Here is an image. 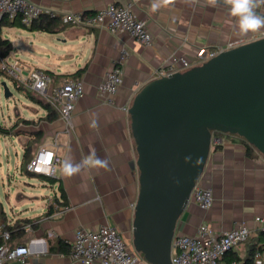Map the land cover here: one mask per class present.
Returning <instances> with one entry per match:
<instances>
[{"label":"crops","instance_id":"crops-1","mask_svg":"<svg viewBox=\"0 0 264 264\" xmlns=\"http://www.w3.org/2000/svg\"><path fill=\"white\" fill-rule=\"evenodd\" d=\"M33 1L59 12L87 13L112 3H133L135 13L146 21L155 42L144 46L126 32L75 26L60 19L55 32L32 26L19 31L17 58L26 70L40 68L50 72L54 76V85H61L70 78L82 80L86 93L76 103L70 130L58 112L52 118V109L42 103L36 114L19 118L14 124L13 131L17 129V136L23 143V163L27 145L31 148L32 158L41 147H47L54 148L62 161L56 166L53 180L27 168L29 174L40 176V183L27 182L34 190L20 194L17 215L9 214L0 201V224L20 227L10 244L30 247L29 261L33 264H70L71 244L81 227L113 226L133 248L140 171L129 110L136 95L148 82L156 79L154 71L166 64L171 56H184L198 65V54L202 49L256 40L264 37V30L247 36L237 34L234 18L227 8L223 5L212 8L206 0H174L172 5L156 12L151 10L152 0ZM259 11L264 14V8ZM5 26L2 37L10 39L14 45ZM125 48L130 54L123 58ZM115 63L123 68L124 83L117 93H102L99 85ZM80 69L83 73L79 77L71 75ZM31 95L33 100L43 101ZM216 138L218 141L213 142L214 145L221 147L212 146L200 179L201 186L213 190L215 202L205 210L192 200L179 221L177 234L194 235L204 224L219 234L233 228L237 222L254 226L255 218L264 216V155L259 153L257 157H249L245 145L237 137L224 134ZM93 151L108 162L106 168H84L72 177L63 174L65 159L79 163ZM47 186H51V190H46ZM61 189L66 194L67 204ZM57 203L68 208L57 215ZM59 240H63L70 251L51 252V245ZM262 243L264 238L260 235L251 236L228 252L224 260L228 264H256L255 260H248Z\"/></svg>","mask_w":264,"mask_h":264},{"label":"water","instance_id":"water-1","mask_svg":"<svg viewBox=\"0 0 264 264\" xmlns=\"http://www.w3.org/2000/svg\"><path fill=\"white\" fill-rule=\"evenodd\" d=\"M129 112L140 171L133 249L149 264H174L179 221L200 185L214 132L243 137L264 155V37L151 80Z\"/></svg>","mask_w":264,"mask_h":264},{"label":"built area","instance_id":"built-area-1","mask_svg":"<svg viewBox=\"0 0 264 264\" xmlns=\"http://www.w3.org/2000/svg\"><path fill=\"white\" fill-rule=\"evenodd\" d=\"M20 19L25 26H33L43 17L59 18L66 24L87 27H105L113 33L126 32L144 46H151L155 37L149 30L146 21L140 19L134 11L133 3H112L93 13L59 12L46 8L33 0H0V18ZM246 42H231L226 46L213 49H202L199 52V63H203L224 50ZM130 54L123 49L122 57ZM195 66L184 56H171L170 60L154 71L156 78L183 72ZM26 71V73H24ZM0 77L11 78L20 89L49 103L65 122L67 129L73 127V116L76 103L85 96V84L82 80L70 78L61 85H54V76L43 69L26 70L19 61H9L8 56L0 55ZM124 83L123 68L115 63L99 85L102 93H117ZM218 139L214 137L213 142ZM62 161L54 148L41 147L27 168L29 171L55 176L56 166ZM202 209H210L215 197L211 188L197 185L191 194ZM67 205L55 204L56 214H61ZM264 231V216L255 218V225L237 222L236 225L219 234H215L209 225H202L194 235L177 234L173 241L172 261L174 264H228L224 257L238 245L246 242L251 236H258ZM0 235L4 242L0 245V264H33L29 261L31 248L25 245H11V231L5 224H0ZM70 264H149L126 242L123 234L115 227L103 225L97 229L81 227L71 244ZM256 264H264V243L255 251Z\"/></svg>","mask_w":264,"mask_h":264},{"label":"rangeland","instance_id":"rangeland-1","mask_svg":"<svg viewBox=\"0 0 264 264\" xmlns=\"http://www.w3.org/2000/svg\"><path fill=\"white\" fill-rule=\"evenodd\" d=\"M5 27L10 31V37L14 42L8 58L9 61L16 62L18 61L17 34L27 27L24 25ZM4 81L7 82L12 92L10 97L5 95L2 84ZM37 109H41L40 103L33 100L26 89L18 88L11 78L0 77V125L11 128L19 118L30 117L32 113L36 114ZM27 182L40 183V176L27 172V163H23V143L17 136V129L12 135L0 133V201L9 214L17 215V202L21 199L20 194L34 190ZM45 188L48 191L51 190V186Z\"/></svg>","mask_w":264,"mask_h":264},{"label":"clouds","instance_id":"clouds-1","mask_svg":"<svg viewBox=\"0 0 264 264\" xmlns=\"http://www.w3.org/2000/svg\"><path fill=\"white\" fill-rule=\"evenodd\" d=\"M174 0H152L151 10L158 11L162 7L172 5ZM208 6L216 8L223 5L227 8L229 15L234 18V29L237 34L247 36L264 30V14L259 9L264 8V0H206ZM190 159V157L186 158ZM107 161L91 152L82 158L79 163L71 159H65L62 164L63 174L72 177L84 168H106Z\"/></svg>","mask_w":264,"mask_h":264},{"label":"trees","instance_id":"trees-1","mask_svg":"<svg viewBox=\"0 0 264 264\" xmlns=\"http://www.w3.org/2000/svg\"><path fill=\"white\" fill-rule=\"evenodd\" d=\"M58 20H59V18L43 17L39 22H36L32 27L35 29H40V30L47 31V32H55L58 29ZM5 25H9V26L19 25V26H21L24 24L21 22L20 19L11 20L8 18V16H3L0 18V55L3 57H7L13 48V44H12L11 40L2 37V27ZM82 73H83V69H80L71 75L76 78V77H79ZM28 93L30 95L32 94L30 92H28ZM31 97L35 99L34 96L31 95ZM38 102L42 103L46 108L52 109V111L50 113L52 118L55 115V113H57V111L49 103L43 102L41 100H38ZM15 127H16V125H14L11 128L0 125V133L9 135L15 129ZM224 134L225 133L216 131V132H214V137H218V136L224 135ZM225 135H231V136L237 137L245 145L246 152H247V155L249 157L253 158V157H257L259 155L260 152L251 143H249L245 138L240 137L238 135H232V134H225ZM214 146L216 149H219L221 147L220 144H215ZM31 159H32L31 148H30V146L27 145L25 152H24V162L28 164L31 161ZM49 178L51 180H53L52 177H49ZM61 190H62L61 192H62V197L64 199V203L67 204L66 194H65L63 189H61ZM6 228H8L11 231L12 237L14 238L16 236L15 235L16 232L19 231L20 227H17V226L12 227V226L8 225V226H6ZM260 236L262 238H264V231H262L260 233ZM3 242H4V240H3L2 236L0 235V245ZM66 246H67V244L63 240H59L57 243L51 245L50 251L51 252L63 251V250L66 252L70 251V250L66 249ZM255 251L256 250H253L248 261H251V260L254 261Z\"/></svg>","mask_w":264,"mask_h":264}]
</instances>
